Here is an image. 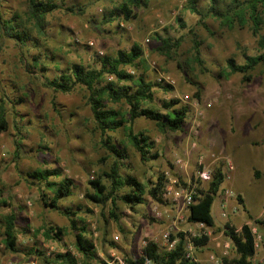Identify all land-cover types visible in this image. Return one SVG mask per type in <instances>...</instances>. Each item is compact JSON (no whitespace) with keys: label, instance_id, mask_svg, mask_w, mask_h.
Listing matches in <instances>:
<instances>
[{"label":"rangeland","instance_id":"obj_1","mask_svg":"<svg viewBox=\"0 0 264 264\" xmlns=\"http://www.w3.org/2000/svg\"><path fill=\"white\" fill-rule=\"evenodd\" d=\"M55 1L60 8L48 16L47 38L43 39L47 50L40 53L43 62L48 61V76L58 73L56 66L66 68L74 62L93 66L98 55H114L119 49H129L138 43L144 49L148 79L172 87L169 90L155 87V106L166 112L164 104L177 99L179 105L189 108L183 129L176 132L161 131L154 122L143 117L134 121L135 131L150 135L156 142L153 151L160 154L147 162L141 160L125 130L110 132L114 142L127 147L128 157L120 160L125 163L121 166L123 174L131 173L147 183L148 179L154 180L164 173L166 181L179 178L183 184L193 176L201 155L207 163L213 162L212 153L220 157L212 165L214 171L221 166L225 176L227 159L234 162V157L241 166L234 177V171L231 173L233 178H225L215 198L212 207L215 227L208 229L209 242L204 246L192 243L191 237L199 228L188 220L189 209L183 203L165 199L166 203L161 204L147 195V202L134 209L121 199L117 201L118 210L111 202L104 207L94 205L85 197L93 188L90 181L104 180V171L111 170L115 159L102 144L85 91L76 87L63 93L47 87L43 71L30 69L24 63L22 48L2 36L0 108L4 106L7 110L9 129L0 135V202L6 201L9 206L0 207V264H46L44 256L29 252L31 247L41 249L48 259L66 250L82 259L75 247L69 220L45 206L40 186L25 177L28 171L56 166L62 167L65 175L74 180L73 195L62 203L84 206L80 213L97 245L98 259L92 261L93 264H120L119 260L124 257L139 258L148 240L167 248L162 233L168 229L178 241V234L184 233L186 250L191 242L188 250L200 264H232L237 253L225 233L226 223L237 228L243 224L256 226L264 237V226L250 218L264 220V159L248 156L264 150V137L251 130L253 125L264 126V68L259 65L253 71L252 80L247 82L243 81L241 73L227 76L229 58L243 63L246 54L255 55L259 51L249 14L244 24L236 18L231 26L209 11L212 0H197L201 15L190 8L189 0H143L141 6L133 10L136 17L131 20L118 11L107 21L105 15L109 17L125 0ZM213 1L224 13L231 7L232 0ZM1 4L6 16L28 9V0H1ZM194 33L201 42L199 53L194 48ZM167 37L181 41L169 54L160 50V38ZM38 53L32 50L31 54ZM129 70L134 72L132 68ZM54 99L60 113L53 106ZM251 112L257 116L252 118ZM238 124L243 127L246 124L249 130L242 128L236 133ZM17 140L21 142L19 151ZM178 158L188 161L185 170L176 166ZM209 182L210 179L203 180L201 188L207 189ZM227 188L236 196L227 200L228 215L223 217L220 205L226 199L224 190ZM124 191L118 193L122 195ZM87 208L93 212H87ZM111 211L120 214V219ZM11 212L17 214L22 249L16 253L6 249L2 240V221ZM48 224L65 228L62 241L45 237L43 231ZM39 229L40 233L35 236ZM262 254L260 251L254 263H259Z\"/></svg>","mask_w":264,"mask_h":264},{"label":"trees","instance_id":"obj_2","mask_svg":"<svg viewBox=\"0 0 264 264\" xmlns=\"http://www.w3.org/2000/svg\"><path fill=\"white\" fill-rule=\"evenodd\" d=\"M143 0H125L115 11H111L109 17L105 15V20L111 21L118 14V11L131 20L136 17L134 9L141 6ZM190 8L201 15L197 6V0H189ZM60 8L55 0H28L26 12H13L6 16L2 12L0 0V39L6 36L15 41L21 48L24 63L31 68H40L43 71L45 85L56 92H71L76 87H81L86 93V100L93 113L95 128L102 135V144L114 157V165L110 171H104V180H91L92 189L85 194L86 199L94 205L104 207L111 202L115 210H118L117 201L121 199L128 204L131 209L147 202V195L158 203L165 204L163 197L166 177L160 173L156 179L141 181L131 173L123 174L121 163L128 157L127 147L124 143L118 144L112 140L110 132L125 130L128 141L140 155L143 162L151 158L160 156L156 148V142L144 131L136 132L134 121L138 118H146L154 122L161 131H180L183 129L188 117L189 108L186 105H179L177 99H170L163 107V112L155 106V87L159 86L169 90L170 85H163L161 82H154L147 77V67L145 66L144 49L134 43L129 49H119L114 55H98L93 66H85L82 63L74 62L66 68L56 66L57 74L48 76V61L43 62L41 50L46 49L43 39L47 38L48 16L56 9ZM234 8V10H232ZM69 10H73L70 8ZM231 10V11H230ZM209 11L223 22L229 25L235 24V19L244 24L249 14L252 23V33L257 37L259 51L255 55H245L243 63H237L234 58L227 60L230 71L227 76L234 73L243 74V81H251L253 71L262 65L264 68V0H232L231 7L224 13L219 11L212 0ZM233 11V12H232ZM232 12V13H231ZM203 22V19H202ZM206 26V24L204 23ZM160 50L171 53L180 46V39L160 38ZM193 44L199 53L200 40L197 34H193ZM45 46V47H44ZM32 50H37L38 54H31ZM57 64V61H54ZM133 69L131 72L129 69ZM112 76L113 79H109ZM7 99V96L5 97ZM53 106L60 113L59 104L54 99ZM124 106V108H123ZM16 127L20 134V125L16 121ZM9 129L7 110L4 106L0 108V135ZM21 142L17 140L16 147L19 151ZM25 177L32 184L40 186L41 200L47 207L57 210L69 220L70 229L74 233L75 247L82 255L79 260L71 251L56 252L51 258H46L45 253L37 248L31 247L30 253H37L44 256L46 264H93L92 261L98 259L97 245L94 241L92 231L87 222L81 216L80 211L83 205H64L63 200L73 195L74 180L67 177L62 167L37 168L25 173ZM225 172L220 166L215 169L207 189H198L195 202L189 206L188 220L193 223L203 222L209 227H215V220L212 215V207L216 196L222 190L225 181ZM125 190L122 195L118 192ZM241 202L244 201L238 194ZM9 206L6 201L1 205ZM93 212L92 209L86 210ZM117 220L120 214L111 211ZM254 223L264 226V220L250 217ZM1 221V219H0ZM3 244L6 249L14 253L21 251L18 240L17 214L11 212L3 218ZM43 234L48 240L62 241L66 235L64 227L48 224L44 227ZM225 233L231 239L237 257L232 264H253L252 258L255 254L254 235L249 224H243L237 228L229 223L225 225ZM40 229L35 231L37 236ZM177 244L171 248H162L158 243L148 240L142 248V255L139 258L124 257L126 264H200L191 257L186 256V238L184 233H179ZM171 240L175 239L171 235ZM195 246H204L209 242V236L193 237ZM264 246V242H263ZM226 261V259H225Z\"/></svg>","mask_w":264,"mask_h":264},{"label":"built area","instance_id":"obj_3","mask_svg":"<svg viewBox=\"0 0 264 264\" xmlns=\"http://www.w3.org/2000/svg\"><path fill=\"white\" fill-rule=\"evenodd\" d=\"M109 79H113V77L110 76ZM197 125L200 126L199 123ZM211 156L213 158V162L209 164L205 161V159L201 155L197 161L196 169L194 171L193 176L187 181L185 180L183 184H181V181L179 178L170 179L166 181V185H165V189L163 193L164 199H169V200H173L178 203H183V205H185L189 209V206L195 202V197L198 194V189L201 187L202 181L208 180V179L211 180L213 176L214 169L212 165L220 157L216 156L214 153H212ZM175 164L178 168L185 170L188 166V161L182 158H178ZM227 166H228V174L226 175V179H231L232 177L231 173L235 170V166L229 159H227ZM224 196L226 199L222 201L220 205V209H221V216L227 217L228 215L227 210H226L227 200L230 197L231 198L235 197L236 195L231 189L227 188L224 190ZM195 225H197V227L199 228V232L194 233L191 239L193 237L200 238L203 236H209L210 234V232L208 231V229L210 228L209 226H207L203 222H197L195 223ZM251 231L254 235V247H255V254L252 258L253 264H264V246H263L264 237L261 233H259L258 228L256 226H251ZM171 235H172V232L169 229L163 231L162 233V239L164 242H166L165 244L168 249L173 248L178 242V239L171 240L170 239ZM192 243H193V240H192ZM192 243L190 242L187 246L186 256L194 259V257L191 254V251L188 250V248L191 247L190 245H192ZM146 244H147V241L144 242V246ZM260 251L263 254L259 258V263H254V259H256V257H259ZM119 261H120V264H126L124 259H120ZM145 264H151V263L147 262Z\"/></svg>","mask_w":264,"mask_h":264},{"label":"crops","instance_id":"obj_4","mask_svg":"<svg viewBox=\"0 0 264 264\" xmlns=\"http://www.w3.org/2000/svg\"><path fill=\"white\" fill-rule=\"evenodd\" d=\"M251 110H255V109H251ZM257 113H253V112H251L249 115L252 117V118H254V117H256L257 115H256ZM245 126L243 127V125L242 124H238V126L236 127V133H238V131H241L242 130V128H245L246 130H249L248 128H246V124H244ZM251 130H253V131H255V133L256 134H258V135H261V136H263L264 137V126L263 125H253V126H251ZM252 133V132H251ZM260 151H262L263 149H259ZM262 152H264V150L262 151ZM260 153V154H254L253 155V153L252 154H249L248 156H249V158L250 157H254V159H257L256 157H258V158H261V159H264V153ZM246 155V154H245ZM252 155V156H251ZM233 160H234V166H235V170H234V172H233V177H234V173H235V171H236V169H239L240 168V163H239V161L237 160H235L234 159V157H233ZM232 177V178H233Z\"/></svg>","mask_w":264,"mask_h":264}]
</instances>
